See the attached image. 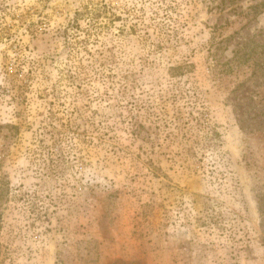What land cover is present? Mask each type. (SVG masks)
<instances>
[{"label": "rangeland", "instance_id": "rangeland-1", "mask_svg": "<svg viewBox=\"0 0 264 264\" xmlns=\"http://www.w3.org/2000/svg\"><path fill=\"white\" fill-rule=\"evenodd\" d=\"M263 3L0 0V264H264Z\"/></svg>", "mask_w": 264, "mask_h": 264}, {"label": "trees", "instance_id": "trees-1", "mask_svg": "<svg viewBox=\"0 0 264 264\" xmlns=\"http://www.w3.org/2000/svg\"><path fill=\"white\" fill-rule=\"evenodd\" d=\"M264 4V3H263ZM262 5V4H261ZM254 9V8H253Z\"/></svg>", "mask_w": 264, "mask_h": 264}]
</instances>
